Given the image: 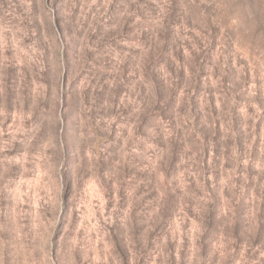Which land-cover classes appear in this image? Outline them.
<instances>
[{"label":"clouds","instance_id":"9594fccd","mask_svg":"<svg viewBox=\"0 0 264 264\" xmlns=\"http://www.w3.org/2000/svg\"><path fill=\"white\" fill-rule=\"evenodd\" d=\"M109 3L0 0V264H264V0Z\"/></svg>","mask_w":264,"mask_h":264},{"label":"rangeland","instance_id":"374dc122","mask_svg":"<svg viewBox=\"0 0 264 264\" xmlns=\"http://www.w3.org/2000/svg\"><path fill=\"white\" fill-rule=\"evenodd\" d=\"M85 3L90 4L92 7V11H97V8H99L100 12L104 11V6L106 5L108 7V10L111 11V4L109 3V0H85ZM233 8L237 9L240 12H244L246 0H231ZM195 40V38H194ZM212 65V57L206 56L204 57V60L202 62L201 71L200 74L197 75L193 82V87L199 92L204 89L205 86V77L209 75L208 68ZM225 71L227 72V68H225ZM213 75L211 76L212 80L216 79L215 73L218 72V69L213 68L212 69ZM8 75L12 76V70L9 69ZM14 75V74H13ZM182 75V74H181ZM228 75L223 77L224 80L228 79ZM211 99V97H210ZM8 111H11V108L8 109ZM213 114H215V110H213ZM3 112H0V174H3L4 172H7L10 177H15L18 175V169L15 166L9 167L8 162L5 158V154L7 155V158L10 159L14 155H16L21 150L20 144H15L12 148H7L5 145L7 143L8 137L12 134L13 129L17 126V124H23L24 122V114L23 113H16L13 118H9L7 120L3 119ZM239 127V118L233 116V128ZM221 135V133L217 132V136ZM239 139V138H238ZM213 142H216V138L213 137ZM178 159L176 154H173L172 157V163H178ZM88 193L93 197H97L100 195L98 192L97 186L95 182L91 183L88 187ZM10 201H0V204H8ZM53 204H55V200H53ZM89 212H92V205L89 204ZM188 216L193 217L194 227L193 231L195 232L196 226H198V222L195 221V217L193 213L191 212L190 208L186 210ZM210 223L212 225V228L214 229L216 224L218 223L216 217H215V207L213 208L212 215L210 216ZM206 251V250H205ZM200 253L203 254V249L200 250Z\"/></svg>","mask_w":264,"mask_h":264}]
</instances>
